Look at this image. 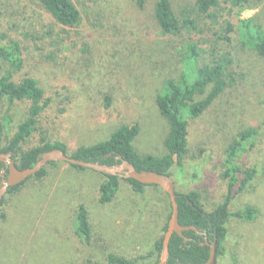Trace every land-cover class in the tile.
Masks as SVG:
<instances>
[{
  "label": "rangeland",
  "instance_id": "obj_1",
  "mask_svg": "<svg viewBox=\"0 0 264 264\" xmlns=\"http://www.w3.org/2000/svg\"><path fill=\"white\" fill-rule=\"evenodd\" d=\"M71 1L81 18L73 28L56 24L35 0H0V44L15 42L22 59L19 68L4 64L0 77L9 75L14 83L35 79L47 102L21 149L44 136L50 143H63L70 154L106 139L120 125L137 124L134 150L164 155L168 125L154 104L155 95L166 79L177 80L184 72L186 39L193 35L201 61H211L213 47L223 46L216 29L236 20L239 9L219 0L202 34L182 30L166 38L153 24L154 0H147L141 11L130 0ZM191 1L171 0L176 15L186 14ZM241 17H255L264 26V1ZM229 51L234 83L202 115L188 118L183 170L174 167L171 178L178 193L196 192L210 212L227 193L221 176L226 149L239 132L254 129L257 134L245 143L236 163L254 169L255 176L243 192L232 194L228 209L250 206L255 215L252 220L230 218L225 252L216 264H264V60L237 45ZM29 107L28 100L0 102L5 136L14 133ZM46 170L43 179H30L18 191L2 195L0 264H109L108 254L158 264L155 255H147L163 235L169 214L160 188L148 186L137 194L120 181L114 199L101 205L100 171L76 170L65 162ZM79 205L88 212L89 244L73 234Z\"/></svg>",
  "mask_w": 264,
  "mask_h": 264
},
{
  "label": "trees",
  "instance_id": "obj_2",
  "mask_svg": "<svg viewBox=\"0 0 264 264\" xmlns=\"http://www.w3.org/2000/svg\"><path fill=\"white\" fill-rule=\"evenodd\" d=\"M38 6L47 13L50 18L59 26L73 28L78 26L81 18L79 11L71 0H35ZM232 8H238L235 14L236 20L226 21L225 26L216 29L219 31V40L223 46H215L212 49L211 61H201V49L194 36L186 39L184 50L186 56L181 58L185 68L181 76L176 80L168 78L164 81L162 88L155 95L154 104L159 114L166 120L168 125L167 134L163 140L166 153L162 156L139 155L133 148V141L138 135L137 124L120 125L109 136L101 141L88 146H80L74 152L68 154L63 143H50L46 137L41 136L37 144L22 150L27 139L35 130L37 118L47 105L43 100V90L33 78H23L19 83L10 81L9 75L0 77V102L16 100H28L30 107L24 119L19 121L11 136L3 133V124L0 119V152L11 153L15 157V165L18 169L32 167L38 156L52 149H60L68 156L90 163H99L112 166L115 164V157L121 156L132 163L136 170L155 171L172 175L175 167L183 170L184 158L188 146V118L195 119L202 115L210 105L224 92L226 88L234 83L232 77L231 47L235 45L243 49L254 51L264 60V26L255 20V17L243 18L241 12L255 9L264 0H226ZM136 10H143L147 6V0H130ZM219 6V0H192L189 10L182 16H177L171 4V0H154L152 8L153 24L159 34L166 38H174L186 30L188 34L198 31L195 34H202L206 29V19L213 18L211 11ZM212 28L209 29L211 31ZM208 31V32H209ZM236 38V44L233 43ZM234 45V46H233ZM4 64L19 68L22 64L20 50L15 42L0 44V69ZM105 106H109V99H106ZM254 129H245L238 133L237 140L229 144L222 160L221 176L226 182V195L223 201L206 212L200 203L199 195L196 192L180 194L176 191L177 204L179 208L178 222L183 226H195L199 230H206L212 234L216 241L217 258L224 254V241L227 237V224L230 218L238 220H252L255 209L250 206L240 208L234 212L229 211V204L233 198L232 194L243 192L255 176L252 168L241 169L237 163V157L249 142L256 135ZM26 146V145H25ZM57 162L51 161L46 164L34 176L24 182L11 187L7 193L18 191L20 186L28 180L39 181L47 175V166H56ZM76 170L86 168L68 164ZM94 171V170H93ZM103 181L98 186V202L101 205L110 203L120 189V181L131 185L135 193L144 192L145 188L157 187L155 185H144L133 179H122L118 176L100 172ZM241 177V178H239ZM166 204L169 214L163 227L165 233L171 206L168 196ZM3 200L0 201V206ZM163 233V235H164ZM73 234L84 243L89 244L91 228L88 219V212L84 205H79L74 214ZM156 240L153 250L147 257L155 255L159 259L162 249V239ZM183 235L191 240L184 242L183 238L173 234L168 245V259L166 264H204L209 258V245L200 244L199 236L193 231H184ZM106 260L109 264H136V259H129L114 254H108Z\"/></svg>",
  "mask_w": 264,
  "mask_h": 264
},
{
  "label": "water",
  "instance_id": "obj_3",
  "mask_svg": "<svg viewBox=\"0 0 264 264\" xmlns=\"http://www.w3.org/2000/svg\"><path fill=\"white\" fill-rule=\"evenodd\" d=\"M11 153L3 154L0 152V162L4 163L7 168L6 178L0 181V201L2 195L7 193L8 189L19 185L26 179L34 176L39 172L47 163L54 162H65L72 165H77L83 168H89L94 171H100L105 174L118 176L122 179H133L144 185H155L158 186L169 198L171 212L167 223V229L162 239V249L159 256L158 264H166L168 259V245L171 236L175 233L182 237L185 241L187 238L183 235L184 231H194L196 234L205 235L199 231L195 226H183L178 222L179 208L177 204V194L175 183L171 176L165 173H158L155 171H138L134 165L129 161L123 159L121 156L115 157V164L112 166L103 165L99 163H90L83 160L74 159L67 154H64L60 149H52L44 152L38 156L37 161L32 167L26 169H18L15 165V160L11 157ZM4 173V169H0V177ZM217 244L213 241L209 245V258L204 264H216L217 263Z\"/></svg>",
  "mask_w": 264,
  "mask_h": 264
},
{
  "label": "flooded vegetation",
  "instance_id": "obj_4",
  "mask_svg": "<svg viewBox=\"0 0 264 264\" xmlns=\"http://www.w3.org/2000/svg\"><path fill=\"white\" fill-rule=\"evenodd\" d=\"M15 160V157L13 158ZM0 169H4V173L2 174V176L0 177V181L5 179L6 178V175H7V168H6V165L2 162H0ZM199 230V229H198ZM201 231L202 233H204L205 235H199V234H196L194 231V234L198 235L199 238L198 240H201L202 242L200 243L201 245L202 244H205V245H210V243H212L214 241V239L212 238V234L210 233H207L206 230H199ZM187 238V237H186ZM190 241L191 238H187V240L185 241L183 239L184 242H187V241Z\"/></svg>",
  "mask_w": 264,
  "mask_h": 264
}]
</instances>
